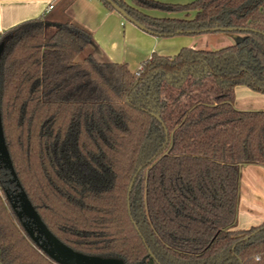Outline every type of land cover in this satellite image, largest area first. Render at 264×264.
Instances as JSON below:
<instances>
[{
	"label": "trees",
	"instance_id": "trees-1",
	"mask_svg": "<svg viewBox=\"0 0 264 264\" xmlns=\"http://www.w3.org/2000/svg\"><path fill=\"white\" fill-rule=\"evenodd\" d=\"M115 1L155 36L234 27L247 38L153 52L132 70L86 54L94 33L71 18L4 31L1 117L22 188L78 252L126 264H264V222L237 229L241 168L264 166V109L234 105L239 85L264 93V0ZM11 178L0 168V264H58L19 219Z\"/></svg>",
	"mask_w": 264,
	"mask_h": 264
},
{
	"label": "crops",
	"instance_id": "crops-1",
	"mask_svg": "<svg viewBox=\"0 0 264 264\" xmlns=\"http://www.w3.org/2000/svg\"><path fill=\"white\" fill-rule=\"evenodd\" d=\"M60 2L0 0V35L23 21L44 17L46 9L53 5L46 16L71 18L93 31L94 39L86 47V54L94 55L101 62H126L132 70H137L153 52L173 56L182 48L190 47V41L183 36L161 37L141 30L126 21L116 10L110 9L102 0H75L68 7ZM242 87L237 86L235 93V102L239 108L264 106V94ZM262 222L264 166L244 165L241 168L237 229H246Z\"/></svg>",
	"mask_w": 264,
	"mask_h": 264
},
{
	"label": "water",
	"instance_id": "water-1",
	"mask_svg": "<svg viewBox=\"0 0 264 264\" xmlns=\"http://www.w3.org/2000/svg\"><path fill=\"white\" fill-rule=\"evenodd\" d=\"M114 10H116L124 19L131 22L141 30L149 32V30L122 8L115 0H105ZM234 29L244 30V28L234 27H214L202 30H178L177 34L183 33H206L216 31H232ZM4 43H0V61L4 51ZM95 57V56H94ZM96 58V57H95ZM97 59V58H96ZM98 60V59H97ZM99 61V60H98ZM101 62V61H100ZM159 120L160 117L154 114ZM0 168L8 169L12 175L11 180L16 183L17 192L12 195L6 191L7 197L12 202L19 219L22 221L29 236L36 244L55 262L58 264H126L123 259L116 257H102L97 255H88L78 252L60 240L54 233L50 231L44 223L39 213L36 211L26 192L22 188L20 181L16 175L6 142L4 137L1 107H0ZM141 170V168H139ZM134 180L130 184L129 192L132 189Z\"/></svg>",
	"mask_w": 264,
	"mask_h": 264
},
{
	"label": "rangeland",
	"instance_id": "rangeland-1",
	"mask_svg": "<svg viewBox=\"0 0 264 264\" xmlns=\"http://www.w3.org/2000/svg\"><path fill=\"white\" fill-rule=\"evenodd\" d=\"M124 1L132 5V0H124ZM193 1L195 0H167L166 2L169 4H187ZM144 12L147 15L153 17H174V18L188 19L194 16V12H192V10H184V9L181 10L145 9ZM177 36H183L187 38V40L190 41V44H188L190 47H194L198 49H209V50H217L230 45L240 44L244 42L247 38L246 33L243 31H237V32L216 31V32H206V33L178 34ZM239 86H243L242 88H249L245 85H239ZM235 93H236V88H235ZM234 105L237 108H239L236 102H234ZM239 109L261 110L264 109V106L263 107L253 106L252 108L247 107V108H239Z\"/></svg>",
	"mask_w": 264,
	"mask_h": 264
},
{
	"label": "built area",
	"instance_id": "built-area-1",
	"mask_svg": "<svg viewBox=\"0 0 264 264\" xmlns=\"http://www.w3.org/2000/svg\"><path fill=\"white\" fill-rule=\"evenodd\" d=\"M53 9V5H50L47 9H46V11H45V13H44V17L51 11ZM257 261H260L261 260V257L260 256H256V258H255Z\"/></svg>",
	"mask_w": 264,
	"mask_h": 264
},
{
	"label": "flooded vegetation",
	"instance_id": "flooded-vegetation-1",
	"mask_svg": "<svg viewBox=\"0 0 264 264\" xmlns=\"http://www.w3.org/2000/svg\"><path fill=\"white\" fill-rule=\"evenodd\" d=\"M11 194V193H10ZM12 195V194H11Z\"/></svg>",
	"mask_w": 264,
	"mask_h": 264
}]
</instances>
